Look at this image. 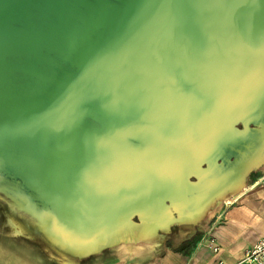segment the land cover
<instances>
[{"label": "water", "instance_id": "1", "mask_svg": "<svg viewBox=\"0 0 264 264\" xmlns=\"http://www.w3.org/2000/svg\"><path fill=\"white\" fill-rule=\"evenodd\" d=\"M262 158L264 0H0V200L18 234L74 263L149 241Z\"/></svg>", "mask_w": 264, "mask_h": 264}, {"label": "crops", "instance_id": "2", "mask_svg": "<svg viewBox=\"0 0 264 264\" xmlns=\"http://www.w3.org/2000/svg\"><path fill=\"white\" fill-rule=\"evenodd\" d=\"M248 183L239 198L222 203L198 232L186 234L180 230L179 234L169 232L155 241L122 243L78 264H247L242 261L244 251L264 238V171H259ZM208 234L216 238L218 252L209 247ZM8 238L7 242L0 241L18 252L21 247L16 245L15 238L26 237L17 234ZM28 253L31 257V252Z\"/></svg>", "mask_w": 264, "mask_h": 264}, {"label": "rangeland", "instance_id": "3", "mask_svg": "<svg viewBox=\"0 0 264 264\" xmlns=\"http://www.w3.org/2000/svg\"><path fill=\"white\" fill-rule=\"evenodd\" d=\"M262 170L264 171V166H260ZM251 180V179H249ZM249 182V181H248ZM222 201H220L215 207L212 208L210 211L207 219L205 220L204 224L200 226H194L193 228H189L188 226L185 225H174L171 228V234H179L180 230L182 233L188 234V232H198L201 229H203V226L205 223L209 220L211 215L220 207L222 204H220ZM8 215L5 210V205L2 200H0V240H5L6 242L9 240L8 236L10 235H17L16 232L13 230V228L10 226L8 222ZM164 234H159L156 238L149 240V241H155L159 238L162 237ZM23 237V236H22ZM16 245L19 244L21 247L20 251H13L12 247L8 246V243L0 241V264H34V261L32 260V255L34 252H36V264H68L69 262V257L67 258L66 255H61L57 253L54 249H52L47 243H45L43 240L37 238L34 242L33 239H28V238H21L17 239L15 238ZM35 243V244H34ZM10 247V248H9ZM117 246H112L109 248H106L102 250L101 252L97 254H93L92 256L95 255H100L101 253L112 249ZM50 248V249H49ZM51 250V252H50ZM28 251H30V256H28ZM54 252V253H53ZM51 253V254H50ZM55 254V255H54ZM58 255V256H57ZM60 256V257H59ZM88 256V257H92ZM88 257L84 258L87 259ZM64 258V259H63ZM60 260V261H59ZM64 260V261H63ZM67 260V261H66ZM83 259H78L75 260L74 264H78L82 262Z\"/></svg>", "mask_w": 264, "mask_h": 264}, {"label": "bare ground", "instance_id": "4", "mask_svg": "<svg viewBox=\"0 0 264 264\" xmlns=\"http://www.w3.org/2000/svg\"><path fill=\"white\" fill-rule=\"evenodd\" d=\"M257 165L259 167L262 166V165L264 166V158H262V160L261 159L257 160ZM249 185H250L249 183L245 184V182L242 181L241 183H237V184H234V185H232L230 187H227L226 189H224L225 191H222L221 194L217 196L215 201H212V203L210 204V206L206 210H204L198 216L192 215L194 213L191 212L189 215H192V216H190L187 219L185 218L186 220L184 219L185 220L184 223L186 225H189L190 228H192L193 226H200V225L204 224L205 220L207 219V217H208V215H209V213H210V211L212 210L213 207H215L220 201H223L225 203H231V202L235 201L237 198H239V196L243 193V191L246 188H248ZM252 186H255V185H252ZM7 218H8V222L11 224V226L14 229L15 232H18V233L19 232H24V230H23L24 228H22V226L12 216H8ZM161 229L167 230L168 228L165 226V227H163ZM142 230H145V228H142ZM145 233H142V235H138L136 237H126V238H123L122 240H124V241H130V240L138 241V240H144V239H147V238L151 237V235L149 237L146 236ZM152 236H153V234H152ZM42 237L47 241L48 244H50L51 246L56 248L57 251H60L62 253L67 252V253H69V254H71L73 256L84 255V253H81V252L77 251L76 249H74L72 247H69V246H67L65 244H62L61 242L55 240L51 235H49L47 233H44L42 235ZM50 252H51V250H50ZM67 263L68 264H74V262L70 261V260Z\"/></svg>", "mask_w": 264, "mask_h": 264}, {"label": "built area", "instance_id": "5", "mask_svg": "<svg viewBox=\"0 0 264 264\" xmlns=\"http://www.w3.org/2000/svg\"><path fill=\"white\" fill-rule=\"evenodd\" d=\"M208 245L213 252H218L220 247L216 242V238L208 234ZM247 264H264V238L257 240L244 251L242 258Z\"/></svg>", "mask_w": 264, "mask_h": 264}, {"label": "flooded vegetation", "instance_id": "6", "mask_svg": "<svg viewBox=\"0 0 264 264\" xmlns=\"http://www.w3.org/2000/svg\"><path fill=\"white\" fill-rule=\"evenodd\" d=\"M259 171H256L254 174H252V176L250 177V179L253 178L254 175H256Z\"/></svg>", "mask_w": 264, "mask_h": 264}, {"label": "trees", "instance_id": "7", "mask_svg": "<svg viewBox=\"0 0 264 264\" xmlns=\"http://www.w3.org/2000/svg\"><path fill=\"white\" fill-rule=\"evenodd\" d=\"M254 176H255V175H254ZM254 176H253V177H254Z\"/></svg>", "mask_w": 264, "mask_h": 264}]
</instances>
